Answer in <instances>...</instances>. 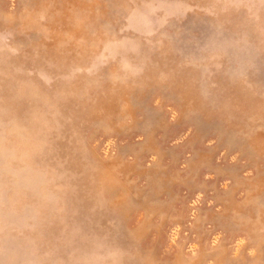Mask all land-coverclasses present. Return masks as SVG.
Segmentation results:
<instances>
[{"label": "rangeland", "instance_id": "1", "mask_svg": "<svg viewBox=\"0 0 264 264\" xmlns=\"http://www.w3.org/2000/svg\"><path fill=\"white\" fill-rule=\"evenodd\" d=\"M0 264H264V0H0Z\"/></svg>", "mask_w": 264, "mask_h": 264}]
</instances>
